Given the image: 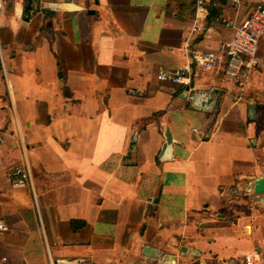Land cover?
<instances>
[{
  "label": "crops",
  "instance_id": "crops-1",
  "mask_svg": "<svg viewBox=\"0 0 264 264\" xmlns=\"http://www.w3.org/2000/svg\"><path fill=\"white\" fill-rule=\"evenodd\" d=\"M264 0H24L0 17V261L264 264V42L242 85L160 82ZM29 9V10H28ZM208 105L203 104L204 102ZM167 134L171 143H167ZM27 165L31 182L10 173Z\"/></svg>",
  "mask_w": 264,
  "mask_h": 264
},
{
  "label": "built area",
  "instance_id": "built-area-1",
  "mask_svg": "<svg viewBox=\"0 0 264 264\" xmlns=\"http://www.w3.org/2000/svg\"><path fill=\"white\" fill-rule=\"evenodd\" d=\"M24 0H0V17L10 3L18 5ZM224 4L240 7L241 0H196V21L190 30L189 38L196 33H204L207 29L203 21L210 16V6L213 4ZM227 28L234 30V36L230 42L219 51H193L189 65L168 70L160 68L157 79L184 89L185 94L196 93L193 82L203 72H214L224 68L227 79L244 84L246 74L255 69L261 63L260 44L264 42V5L254 6L248 17L240 22L228 21L218 18ZM1 26V23H0ZM2 48L0 46V56ZM1 77V76H0ZM202 99V98H200ZM1 162V159H0ZM14 186H26L31 182V174L27 165L15 168L10 173ZM7 230V225L0 217V233ZM0 264H9L6 257L2 258Z\"/></svg>",
  "mask_w": 264,
  "mask_h": 264
},
{
  "label": "water",
  "instance_id": "water-1",
  "mask_svg": "<svg viewBox=\"0 0 264 264\" xmlns=\"http://www.w3.org/2000/svg\"><path fill=\"white\" fill-rule=\"evenodd\" d=\"M190 98L193 101H198L202 97L200 94L194 93V94L190 95ZM203 104L208 105L209 103L206 100V102H204ZM167 143H169V144L171 143V137L169 134H167ZM251 188L253 189V192L257 195L264 194V177L259 178L256 181H254V183L251 184ZM263 203H264V199H263Z\"/></svg>",
  "mask_w": 264,
  "mask_h": 264
}]
</instances>
